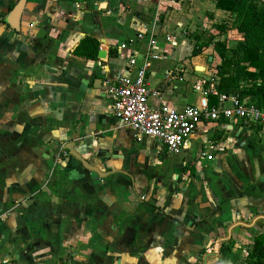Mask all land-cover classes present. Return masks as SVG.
<instances>
[{"label": "crops", "instance_id": "crops-1", "mask_svg": "<svg viewBox=\"0 0 264 264\" xmlns=\"http://www.w3.org/2000/svg\"><path fill=\"white\" fill-rule=\"evenodd\" d=\"M20 1L0 0V264L17 252L26 264H242L264 234V127L206 122L170 155L123 127L106 92L131 76V53L151 49L152 106L210 105L220 59L212 46L194 55L188 34H217L234 17L212 0H25L13 27L6 20ZM84 36L101 43L96 61L72 54ZM218 38L229 48L243 40L232 27ZM66 139L109 170L42 190L48 142ZM224 244L232 248L220 253Z\"/></svg>", "mask_w": 264, "mask_h": 264}, {"label": "built area", "instance_id": "built-area-1", "mask_svg": "<svg viewBox=\"0 0 264 264\" xmlns=\"http://www.w3.org/2000/svg\"><path fill=\"white\" fill-rule=\"evenodd\" d=\"M143 39L144 36L138 34L135 40L122 42L118 49L131 50ZM175 44L172 42V45ZM158 59L159 56L151 49L144 55L131 53L128 58L131 76L117 77L106 86L113 116L123 127L132 130L139 140L149 138L162 145L170 155H177L198 126L206 122L230 120L264 127V108L249 104L234 94H221L216 87L211 88L218 98L215 105L200 108L189 106L183 111L165 105L152 106L149 103L151 90L148 74L152 61Z\"/></svg>", "mask_w": 264, "mask_h": 264}, {"label": "trees", "instance_id": "trees-1", "mask_svg": "<svg viewBox=\"0 0 264 264\" xmlns=\"http://www.w3.org/2000/svg\"><path fill=\"white\" fill-rule=\"evenodd\" d=\"M218 10L234 17L232 26L222 22L214 28V32H191L188 36L193 40L194 55L212 46L220 62L212 67L220 82L217 91L226 95H237L240 99L249 98L248 103L264 108V3L260 0H212ZM238 31L243 40L235 47L229 48L226 39L218 38L226 34L229 28ZM101 43L92 36L82 37L72 54L84 60L96 61L99 58ZM114 55V51H110ZM250 69H253L250 70ZM241 81H252L249 88H242ZM210 105L218 101L209 89L206 92ZM231 246L222 245L220 253L231 250ZM242 264H264V234L258 233L248 249V255Z\"/></svg>", "mask_w": 264, "mask_h": 264}, {"label": "rangeland", "instance_id": "rangeland-1", "mask_svg": "<svg viewBox=\"0 0 264 264\" xmlns=\"http://www.w3.org/2000/svg\"><path fill=\"white\" fill-rule=\"evenodd\" d=\"M196 4H198V0L195 1ZM224 21L230 22V19H224ZM200 24V23H199ZM200 27V25H198ZM204 30V29H203ZM198 32H201V30H198ZM214 32V31H212ZM72 141L70 139H66L64 141H54L51 140L48 143L53 145V151L45 152L42 160V166L40 169L44 175L47 177L44 180L42 190H48L47 186L53 187L56 191H65L67 186L69 185L68 178L71 176L79 177L81 175L85 174H97L95 172H91L86 170L80 161H78L76 158L71 156L70 149H68L67 144ZM163 151V154L169 157L167 153L165 152V149L162 147H158V153H161ZM38 158V157H37ZM155 160H160V156L156 153L153 157ZM46 162V164H45ZM103 172H107L109 169L107 168H99ZM168 170V168H167ZM51 177L58 178L55 183H50ZM4 218V217H3ZM34 239H29L27 243L33 242ZM6 260L8 261V264H14L13 261H15V264H26L25 262L19 263V258L23 259L25 258L24 255H21L19 252L16 254H7L5 255ZM48 264H65L63 259H57L55 262Z\"/></svg>", "mask_w": 264, "mask_h": 264}, {"label": "water", "instance_id": "water-1", "mask_svg": "<svg viewBox=\"0 0 264 264\" xmlns=\"http://www.w3.org/2000/svg\"><path fill=\"white\" fill-rule=\"evenodd\" d=\"M25 3H26L25 0H21L17 4V6L12 10L9 18L6 20V23L10 24L13 27H17L18 22L20 20V17L22 15V12L24 10ZM210 61H212V58H211ZM67 147L71 150V156H73L74 158H76L77 160H79L87 170L96 172V173H98L99 175H102V176L106 175L105 173L101 172L98 168H96V167L91 166L90 164H88L86 162V160H84L80 156V154H78L75 150H73L74 144L70 143V144H68Z\"/></svg>", "mask_w": 264, "mask_h": 264}]
</instances>
